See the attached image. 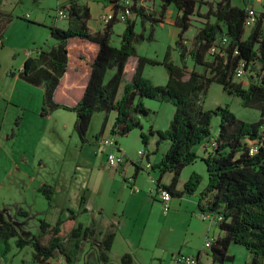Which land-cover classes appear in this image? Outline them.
<instances>
[{
  "label": "trees",
  "instance_id": "1",
  "mask_svg": "<svg viewBox=\"0 0 264 264\" xmlns=\"http://www.w3.org/2000/svg\"><path fill=\"white\" fill-rule=\"evenodd\" d=\"M137 1L133 0L132 10L135 16H141L143 23L148 19L163 22L168 5H176L179 15L175 20L178 28L175 48L183 62L181 65L173 61L172 47L168 48L162 61L138 56L135 44L144 40L145 35L136 31L135 19L125 21L121 44L113 45L112 27L118 20L108 23L103 31H93L88 26L90 7L72 0L67 6L68 26L50 28L54 44L49 49L39 48L35 56H29L20 75L28 82L44 87L43 114L57 108L76 113L74 129L82 143L89 142L87 133L96 112H116L110 129V134L116 138L142 127L140 116L151 112L144 103L145 98L171 101L176 109L168 127L164 130L150 128V134L158 136V144L169 142L161 160L151 165L160 172L157 186L160 191L168 190L172 195L194 194L202 180L200 173L193 171L183 189L179 190L177 185L183 169L201 157L207 166L208 180L200 192L199 208L201 213L222 216L220 221L213 222L222 232L218 237H211L213 241L208 248H211L213 261L224 264L232 260L229 246L238 243L252 255L251 260L243 264H264V13L259 11L256 22L246 26L247 8L234 5L232 0L206 2L208 7L203 14L198 10L201 0H161L158 16L148 13ZM194 15L203 17L205 22L188 45L185 33ZM9 17L10 14L0 10V39ZM223 36L228 38V43L224 47L219 44L220 52L211 53L210 49ZM188 57L204 70L189 69L186 65ZM133 58H137L133 69L126 73ZM147 64L164 65L169 74L168 81L157 85L145 78L143 70ZM256 65H261V69L247 77V85L237 78L236 72L241 66L244 77ZM109 71L114 72L107 78ZM123 82V93L119 97ZM213 83L220 84L227 94L238 96L243 107L259 110L260 118L255 121L240 119L228 105L205 109L200 96L206 94ZM214 115L220 117L216 135L212 133ZM107 120L104 119L96 134L97 141L104 134ZM141 136L143 143L148 145V135L142 132ZM201 144L202 156L196 151V146ZM253 145L256 151L251 153ZM116 146L120 151L118 141ZM167 172L173 174L169 185L161 183ZM40 191L51 204L52 186L45 184ZM45 223L44 219L40 220L42 231L51 232L48 244L42 242L41 233L22 236L0 210V242H5V252L10 248V239L15 238L17 248L32 247L36 262L44 263L62 255L66 264H77L74 259L78 257L83 240L95 230L82 225L73 228L70 239L74 247L69 250L60 241V221L52 228H46L50 225L45 227ZM115 235L116 230H112L106 236L97 256L98 264H114L108 253ZM199 256L200 252L196 256L197 264H200ZM120 264H133L132 254L125 253Z\"/></svg>",
  "mask_w": 264,
  "mask_h": 264
},
{
  "label": "rangeland",
  "instance_id": "2",
  "mask_svg": "<svg viewBox=\"0 0 264 264\" xmlns=\"http://www.w3.org/2000/svg\"><path fill=\"white\" fill-rule=\"evenodd\" d=\"M201 1L198 8L200 14L207 11L206 2H215V0ZM240 1L243 5V0H238ZM4 3L5 11L13 14V21L7 25L2 38L4 41L0 43L1 51L6 52V60H11L13 57L14 63L20 61L21 56L24 57L26 50L36 52L39 48L49 49L53 45L55 38L50 28L56 25L59 0H5ZM156 3L160 9V0ZM256 5L260 7L258 3ZM167 10L163 22L148 19L143 23L141 16L134 18L136 31L145 35L144 40L135 44L136 52L138 56L162 61L168 48L172 47L173 61L181 65L183 62L179 51L175 48L178 35L175 20L179 10L175 4L168 5ZM204 22L205 19L199 15L192 17L191 26L185 33L188 45H191L192 39ZM114 26L111 42L115 46H120V33L125 29L126 22L118 21ZM248 32L249 29L246 30V34ZM14 52L20 57L15 59ZM136 59L133 58L132 65ZM186 65L189 69L196 68L200 72L204 70L203 66H195L191 57L186 59ZM260 69L261 65L252 67L247 75L239 80L247 85V77L255 75ZM110 74L111 71L108 72L107 78ZM143 76L157 85L165 84L169 78L168 71L162 64L145 65ZM27 88L21 95H18L17 89L14 95L15 100L21 99L24 110L12 101L11 110L2 120L0 128V210L22 236L31 237L41 233L42 242L48 244L51 232L50 230L42 231L40 220L54 222L60 215L69 213V211L61 213L58 210V205L64 199L61 194L56 201L53 192L54 200L52 199L50 204L42 191L34 189L40 180L52 181L60 176L61 181L65 180L62 186L72 189L67 198L69 199L68 207L76 212L79 222L95 230V233H88L87 238L83 240L76 258L77 264H98L97 256L103 248L106 236L112 230H116V235L108 254L110 261L114 264H120L121 257L125 253L132 254L135 264H177L175 255L180 253L196 256L199 251L203 253L204 260H206V253L209 254L207 256L209 259L206 260L209 261L208 264H220L213 261L210 257L211 248L205 246L208 237H218L222 232L217 225L202 218L201 209L198 206L200 192L208 180L207 166L201 157L184 168L179 181L180 189H182L183 181L196 171L202 176L198 190L194 194H183L181 204L176 202L171 205L169 212L165 214L159 193L151 190L156 187V183L152 182L147 171L143 169L140 171V177L133 186L127 183L120 172L115 178L110 176L100 165L99 158L101 156L107 158L106 152L102 151L104 148H99L98 141L96 146H93V143L91 146L81 142L74 129L76 113L57 108L48 114H43V99L42 104L39 100L37 102L36 92L43 90L44 94V89L31 83L27 84ZM200 100L205 109L228 105L238 118L244 120L255 121L261 115L257 109L243 107L238 96L227 94L218 83H213L206 94H201ZM144 103L151 112L140 116L142 127L132 130L126 136L116 137V140L119 141L122 149H128L129 154L137 161L140 158L138 152L142 150L151 154V163H158L165 149H168L169 142L161 141L158 144L156 141V146L150 140V144L146 145L142 141L141 134L143 132L151 139L154 136L150 134L152 125L166 128L173 118L176 107L171 101L157 99L145 98ZM16 112L22 116L20 120L15 117ZM3 113H0L1 117ZM36 113L42 114L43 118L37 117ZM100 113L96 112L93 115L87 133V137L89 134L94 143L95 138L92 137V133L95 129L98 131L102 114H104ZM219 123L220 117L214 115L212 133L215 135L219 130ZM94 133L96 136L98 132ZM83 147L85 149L82 151ZM157 147L159 150L153 153ZM4 150L15 154L20 169H15L16 166L10 158L4 155ZM196 151L201 156L204 154L202 144L196 146ZM28 157L31 162L24 163ZM92 158H95L96 162ZM156 170L159 171L158 168ZM155 174L159 176V173L155 172ZM27 175L35 176L39 180L27 187L25 182ZM84 190L86 196L89 197L92 192L91 198H94L93 207L85 212L80 211L79 208L81 195L76 196ZM55 201V206L51 207ZM76 223L78 224L77 221L65 219L63 216L60 225V241L69 250L74 247V242L70 239L73 228L70 227ZM9 243L10 248L5 252L6 244L4 241L0 242V264H56L59 260L57 257L53 258L54 261L36 262L32 257L31 246L19 249L15 245V238L10 239ZM228 253L233 256V259L224 264H243L250 261L252 257L246 247L238 243H231Z\"/></svg>",
  "mask_w": 264,
  "mask_h": 264
},
{
  "label": "crops",
  "instance_id": "3",
  "mask_svg": "<svg viewBox=\"0 0 264 264\" xmlns=\"http://www.w3.org/2000/svg\"><path fill=\"white\" fill-rule=\"evenodd\" d=\"M4 1L5 0H0V10H2L5 13L10 14V17L8 19L9 20L8 21V24H9L10 22L13 21V14L10 13V12H6L5 11L4 8H6V7H5ZM71 1L72 0H59V3L62 4V5H67L68 6ZM78 1L80 3H82V4H87L90 7L91 17H90V19L88 21V26L91 28V30H93V31H103L104 30V24L101 21V14L105 10L111 9V7H112L111 0H78ZM215 1H217V0H215ZM156 2H157V0H138L137 1V4L138 5H141V6H144L145 7V10L148 13H151V14L155 13L156 16H158L161 7L159 9L158 8V4ZM232 2H233L234 5H238L240 7H244L245 8L247 6L248 0H243V5H242V2L241 1L238 2V0H232ZM256 3H258V5L260 7H258L256 5ZM256 3H255L256 8L260 12H263L264 13V9L261 8L260 2H256ZM161 4H162V1L160 0V6H162ZM167 12H168V10H166L165 13H167ZM26 17H28V15ZM26 17H24V18H26ZM135 17H137V16H134L132 19H134ZM164 18H165V15H164ZM164 18H163V20H164ZM63 20H66L67 22H65ZM116 22H118V21H116ZM54 26L61 27V28H66L68 26V20L67 19H63V18H60V17L57 16V18H56V25H54ZM114 29H115V26L113 25L112 31H114ZM124 30L120 33V35H122V33L124 32ZM5 32H6V29H5ZM5 32H4V34H5ZM3 41H4V39H0V43H3ZM14 53H15L14 54V58L15 59H17V58L20 57V56H17V53L16 52H14ZM36 53L37 52H32V51H27L26 50L25 51V54H24V57L21 56L19 58L20 61L18 60L19 62L18 61L17 62L15 61L13 63V60H12L13 57L11 58V60H6L5 59L6 58V55H5L6 52L1 51V49H0V113L4 112L2 117H1V114H0V118H1L0 128L2 127V125H1L2 120L5 119V116L11 110V106L13 104L12 101L16 102L18 104L17 106L20 109L24 110V107H23L24 104L23 103L21 104V99L15 100L14 99V95H15L17 89H18V93H19L18 95H21L22 94V91H25V90L28 89L27 88V84L30 83V82H28L25 79H23L20 74H21V72H22V70L24 68V63H25L26 59L29 56H35ZM3 58H4V60H3ZM133 66H134V64L132 65L131 62H130L127 65V67H126L125 72L126 73L130 72L133 69ZM113 72L114 71H111L110 76L113 74ZM32 85H35V84H32ZM36 86L38 87V85H36ZM39 87H42L44 89V87L41 86V85ZM123 88H124V82L122 83V85H121V87L119 89V93H118V96L119 97H121V95L123 93ZM36 95H37L36 96L37 97V102L39 100L41 102L40 104H42L43 90L42 91H39V93L37 91L36 92ZM27 110H29V109H27ZM102 113H104V114H102ZM100 114H102L103 117H102V120L100 121L98 131H95L96 130L95 129L94 132H99L101 130L102 125H103L104 119L105 118H108L107 125H106V128H105L104 134H103V135H108V134H110L111 126H112V124H113V122H114V120L116 118V112H110L108 114L105 113V112H101ZM36 115H37V117H42L43 116L42 114L38 115V113H36ZM15 117H18L17 119H19V120L22 118V116L18 115V112L15 113ZM152 127H153V129H162V130H164L168 126L166 128H161V127H156V125H152ZM94 132L92 133V137L95 138V140H94L95 143L91 139V136H89V134H88L89 142L86 145H91L92 146V143H93V146L94 145L96 146L97 139H96V136L94 135L95 134ZM146 140L148 141V144H150V140H151L152 141V144L153 145L156 144V146H157V143H155V142L158 140V136L157 135H154L153 138H151V139L148 136ZM99 148H100V146H99ZM84 149H85V147L82 148V151ZM118 149L120 150L118 152L126 155L129 161L127 160V162H125L124 164H122L120 166H113V165H110L109 164L108 159L105 156H101L99 159L101 161V164L100 165L102 166L103 170L106 171V172H108L109 175L112 176L113 178H115L117 176V174L120 172L121 175L124 178H126L125 180L127 181V183L130 184V186H133V185H135V182H137V180L139 179V177H140V171L143 169V170H145V171L148 172L149 177L151 178L152 182L153 183H156V187L155 188H152L151 190H153V191L156 190V192L159 193V191L161 189L160 187L157 186V178L159 176H157L155 174V172L159 173V175H160V172L158 170H156L155 168L148 169L146 167V164H147L148 161L151 163V161H150L151 160V157H150L151 154L150 153H145L142 156L140 155L139 161H137L135 159V157H133V156H131L129 154V150L128 149H122V146L120 145L119 141H118ZM158 150H159V147H157L153 151V153H155ZM166 150L167 149H165L164 153L166 152ZM12 154H13V152H12ZM12 154L9 152V150H7V151L4 150V155H7L10 158V161L14 164V166H16L15 169H20L21 167H20L19 163L16 161L15 154H13L14 157L12 156ZM21 158H22V156H21ZM87 158L90 159L88 156H87ZM92 159L94 160V162H96V159H98V157L96 156V159L95 158H92ZM145 159H146V161H145ZM30 162L31 161H30V159L28 157L27 160L24 163H30ZM93 164L94 165H97L95 163H93ZM151 164L154 165L155 163H151ZM184 170L185 169H183V171ZM172 178H173V174L171 172H167V173H165L162 176L161 183L162 184H165V185H169L171 183V181H172ZM37 180H39V179L36 178L35 176L27 175V179H25V182L27 184V187H30ZM186 180L187 179H185L183 181L182 186L184 185V183H185ZM52 181H53V183H51ZM52 181H50L49 179H46V180L45 179H42V180L39 181L38 186L37 187H34V189L35 190H40V188L43 185H45V184L51 185L52 186V189L54 190V195L56 197V201H57L58 196H60V194H61V196L64 197L63 202L60 205H58L59 206L58 207L59 212L64 213V211L65 212L66 211H69L68 214L63 215L65 217V219L66 218L73 219L74 221H77L78 222V224L76 223L75 225H73L70 228H75V227H77L79 225H82L84 227H89L87 225H84L85 223L79 222L78 219H77L78 215L76 214V212L73 209H70V207H68L67 200H69V199H67V198H68V196H70L72 189L66 188L64 185L62 186V184L64 183L65 180H62L61 181V177L59 176V177L55 178ZM180 185L181 184L179 182L178 185H177V188L179 190H181L180 189ZM182 189H183V187H182ZM137 191H138V189H137ZM80 195H81V199H79V208H80V211H83V212L88 211L90 207L91 208L93 207V203H94V198L93 199L91 198L92 192L89 194V197L86 196L85 190L84 191H80L78 194H76L77 197H79ZM182 197H183V195L182 196L172 195L171 201H170L171 205L176 204V202H178L179 205H180L181 204V200H183ZM56 201L54 203H52V206L51 207L55 206ZM167 213H165V214H167ZM63 216L60 215L54 222H48L46 219H44L45 222H46L45 223V227L48 224V225H50V227H46V228H52L59 221H60V225H61V222L63 221ZM207 228H210V227L207 226ZM199 252H200V256H199L200 264H208L209 261H206V260L209 259V258H207V256L209 254L206 253L207 254V256H205V259L206 260H204L203 253L201 251H199ZM198 253L196 254V256L198 255ZM210 257L212 258L211 253H210ZM174 258H175V256H174ZM74 260H75L74 262L77 263L76 259H74ZM48 261H54V260H53V258H50ZM56 264H66V260H65L64 256L60 255L59 256V260H58V262H56ZM133 264H135L134 257H133Z\"/></svg>",
  "mask_w": 264,
  "mask_h": 264
},
{
  "label": "built area",
  "instance_id": "4",
  "mask_svg": "<svg viewBox=\"0 0 264 264\" xmlns=\"http://www.w3.org/2000/svg\"><path fill=\"white\" fill-rule=\"evenodd\" d=\"M114 3L112 4L111 9L105 10L101 14V21L104 24V27L110 23L113 20H118V21H127L128 19H132L135 16V12L132 10L133 6V0H113ZM260 2L262 8L264 9V0H248L247 3V10H248V17L246 20V26H252L259 15V10L256 8L255 3ZM57 16L63 19H68V8L67 5H62L59 3L58 10H57ZM228 38L226 36L221 37L220 42L218 44H215L211 49V53H218L220 52L221 46H225L228 43ZM37 52V51H36ZM244 75V69L241 66L237 72L236 76L238 79L242 78ZM100 148L103 147L102 149L104 152H106L107 159L110 165L113 166H120L127 162V158L124 154L120 153L117 151V140L114 136L111 134L108 135H103L99 140H98ZM107 150V151H106ZM251 153H254L256 151V147L253 145L251 146ZM139 155H144L145 152L142 150H139ZM151 163L148 161L146 164V167L148 169L151 168ZM160 199L162 201L163 205V211L167 213L170 208H171V197L172 194L168 190H161L159 192ZM201 216L203 219H208L209 222L213 224L214 221H220L222 219V216L216 214V213H201ZM213 238L208 237V240L206 241L205 246L209 247L210 244L212 243ZM175 261L177 264H197L198 259L196 256H187L183 254H177L175 255Z\"/></svg>",
  "mask_w": 264,
  "mask_h": 264
}]
</instances>
